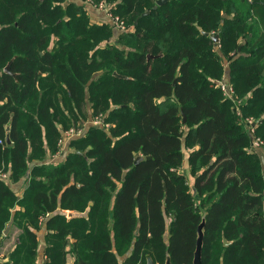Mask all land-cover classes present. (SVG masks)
<instances>
[{"label":"trees","instance_id":"16d2710c","mask_svg":"<svg viewBox=\"0 0 264 264\" xmlns=\"http://www.w3.org/2000/svg\"><path fill=\"white\" fill-rule=\"evenodd\" d=\"M79 1L0 0V264H264V0Z\"/></svg>","mask_w":264,"mask_h":264},{"label":"built area","instance_id":"2783aa9c","mask_svg":"<svg viewBox=\"0 0 264 264\" xmlns=\"http://www.w3.org/2000/svg\"><path fill=\"white\" fill-rule=\"evenodd\" d=\"M80 2L83 4L85 9L88 7H93V8L104 11L107 18H108V21H109L108 23L113 27L114 30H117V31H125L126 30V25L123 22V20L120 19L118 16L112 15L108 11V6L105 2L99 1L98 3H93L91 0H80ZM216 85L220 88L223 96H225L229 99H233L232 98V89H231L227 79L223 78L222 80L218 81L216 83ZM245 121L248 124L249 133L253 134V132H254V129H253L254 121H252L251 119H248V118H246ZM92 124L102 125V122L98 117H95L92 120ZM104 126H107V125H104ZM85 128L86 127H84L83 125L77 126V127L74 125L70 128L62 130L60 132V136H59V140H58L59 145H63L68 140H72L74 138L82 136L83 133L85 132ZM251 140L252 141H251V144L249 146L250 150H253L254 148H257L258 146L261 145V140L257 137H254V138L252 137ZM58 154H60V151ZM9 173H10V171L8 169L6 170V169L0 167V180L8 182L9 181V175H10ZM45 261H46V259H44V260L42 259V260L37 261L36 264H44Z\"/></svg>","mask_w":264,"mask_h":264},{"label":"crops","instance_id":"0c3cea01","mask_svg":"<svg viewBox=\"0 0 264 264\" xmlns=\"http://www.w3.org/2000/svg\"><path fill=\"white\" fill-rule=\"evenodd\" d=\"M80 2V1H79ZM87 9V8H86ZM87 11H88V14H89V16H91V18H92V20L93 21H98V22H109L108 21V18H107V16H106V14H105V12L104 11H102V10H99V9H96V8H93V7H88V9H87ZM92 118L91 119H87L86 121H85V126L84 127H86V124H90V123H92ZM80 126V125H79ZM82 126V125H81ZM63 130V129H62ZM61 130V131H62ZM63 159H64V157H63ZM49 160V159H48ZM51 161V160H50ZM8 184H9V186L12 188V190L15 192V194L17 195V196H21V194H22V191H23V188L25 187V183L22 181V180H20V181H18V182H12V181H8ZM69 211H65V214H67V216L69 215ZM17 234V232L15 231V230H13V231H11V233H10V235L8 236V237H10V239H13V237L15 236ZM8 237H6L4 240H3V242L1 243V246H0V262L4 259V257H5V255H6V253L7 252H9L11 249H12V247L8 250L7 249V247L5 246V245H3L4 244V242L8 239ZM44 247H45V241H44V230H40L39 232H38V247H37V251H36V253H37V257H36V259H37V261H39V260H44L45 258H44ZM5 249V250H4ZM3 256V257H2ZM39 259V260H38ZM36 261V262H37ZM65 264H73V257H72V255H68V257H67V260H66V263Z\"/></svg>","mask_w":264,"mask_h":264},{"label":"water","instance_id":"95a60500","mask_svg":"<svg viewBox=\"0 0 264 264\" xmlns=\"http://www.w3.org/2000/svg\"><path fill=\"white\" fill-rule=\"evenodd\" d=\"M166 0H156L155 1V5L153 6V8H155L157 5H160L161 3L165 2ZM146 13H149V11H146L144 12L143 14H146ZM137 23V20L134 21V24ZM212 39L214 41H216L217 39V35H214L212 37ZM239 49V46L238 48ZM150 57V56H148ZM4 71L5 72H9V63H7V65L4 67ZM6 141L7 143H9V139L8 137H6ZM141 159L140 156H137L135 159H134V164L137 163V161ZM11 220H9V222L6 224L5 228L3 229V232H2V235H6L8 232H9V229H10V225H11ZM200 227L198 228V236H197V240H196V248H195V251H194V254H193V260H192V264H200V244H201V231H200ZM147 264H153V261L148 258L147 259ZM166 264H170L169 261L166 262Z\"/></svg>","mask_w":264,"mask_h":264},{"label":"rangeland","instance_id":"374dc122","mask_svg":"<svg viewBox=\"0 0 264 264\" xmlns=\"http://www.w3.org/2000/svg\"><path fill=\"white\" fill-rule=\"evenodd\" d=\"M75 126L76 127L79 126V123H77ZM83 126H85V123L83 124ZM58 140H59V138L57 139L58 150L55 152V154H54L55 156L53 155L48 161L51 160V162H59V161L63 160V157L66 155V153L68 151L67 145L71 140L66 141L63 145H59ZM0 143H1V141H0ZM59 151H60V154H58ZM253 152H258V156L260 158L261 164L264 165V148H260V146H258L257 148L253 149ZM15 239H16V235L13 237V239H10V237H8V239L4 242L3 245H5L7 247V249L9 250L13 246ZM36 257H37V253H36ZM36 261H37V259H36Z\"/></svg>","mask_w":264,"mask_h":264}]
</instances>
